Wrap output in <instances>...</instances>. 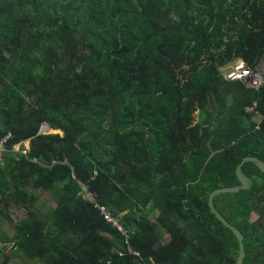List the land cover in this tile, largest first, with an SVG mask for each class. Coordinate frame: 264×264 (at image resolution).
I'll return each instance as SVG.
<instances>
[{
    "label": "trees",
    "instance_id": "1",
    "mask_svg": "<svg viewBox=\"0 0 264 264\" xmlns=\"http://www.w3.org/2000/svg\"><path fill=\"white\" fill-rule=\"evenodd\" d=\"M238 61L264 72V0H0V246L31 264H235L208 197L264 163V83L227 80ZM243 173L213 204L243 264H264V173Z\"/></svg>",
    "mask_w": 264,
    "mask_h": 264
},
{
    "label": "built area",
    "instance_id": "2",
    "mask_svg": "<svg viewBox=\"0 0 264 264\" xmlns=\"http://www.w3.org/2000/svg\"><path fill=\"white\" fill-rule=\"evenodd\" d=\"M225 78L229 81H241L244 83L248 88L251 89H259L264 83V72L263 71H254L244 64L242 65H235L231 68L225 70ZM255 107L253 106L246 109L247 112H251ZM12 140V135L5 136L2 140H0V156L3 157L7 153V145ZM13 152L16 154H21L23 157L28 158L30 153V143H21L16 145L13 149ZM31 163L36 164L37 166L44 168V166L40 165L36 159H31ZM57 163L53 161L51 163V167L55 166ZM89 197V196H88ZM90 198V197H89ZM101 215L103 216L104 221L108 224L112 225L117 232L122 236L124 239V252H117L116 254L119 257L130 255L139 259V255L134 252L130 245H129V237L126 231L118 224L116 220H114L110 214H108L103 208L100 209Z\"/></svg>",
    "mask_w": 264,
    "mask_h": 264
},
{
    "label": "water",
    "instance_id": "3",
    "mask_svg": "<svg viewBox=\"0 0 264 264\" xmlns=\"http://www.w3.org/2000/svg\"><path fill=\"white\" fill-rule=\"evenodd\" d=\"M46 131H49V128L47 126H44L41 129V134H44ZM247 162H254V163H256L258 165V167L261 169V171L264 173V163L259 158L252 157V156L245 157L241 161V163L238 165L237 170H236L237 177L240 180L241 184L238 185V186L224 187V188L216 189L208 197V206H209L210 211L223 224V226H225L230 231H232V233L235 235V237L238 240L239 252H238V256H237V260H236V263L235 264H243V260H244V257H245V247H244L243 236H242V234L240 233V231L238 229H236L234 226H232L231 224H229L224 219V217L216 210V208L214 207V204H213V200L215 199L216 196H218L220 194H224V193H236V192H240L241 190H247V189H249L250 184H249L247 178L245 177V175L243 173V166Z\"/></svg>",
    "mask_w": 264,
    "mask_h": 264
},
{
    "label": "rangeland",
    "instance_id": "4",
    "mask_svg": "<svg viewBox=\"0 0 264 264\" xmlns=\"http://www.w3.org/2000/svg\"><path fill=\"white\" fill-rule=\"evenodd\" d=\"M238 62H239V61H238ZM236 64H237V62L234 63L233 65H231L229 68L235 66ZM240 65H242V64H240ZM263 70H264V66H263ZM44 134H46V135H49V134H58V132H54V131L49 130V131H46ZM39 198H40L41 204L45 207V209H47V211H50L51 209L54 208V206H55V201L51 198V195H49V194L39 195ZM86 198L89 199L88 196H86ZM15 211H16V210L12 209L11 212H10V214H11V216H13V218H17V215H18V214H21L20 212H17V213H16ZM15 214H16V215H15ZM14 215H15V216H14ZM152 216H153V215H152ZM2 230H3V232L5 233V235H8V236L11 237L12 230L10 229L9 226H6L5 224H3V226H2ZM2 230H1V231H2ZM0 236H3V234L1 233ZM0 238H1V237H0ZM7 247L10 248L11 245H9V246H7Z\"/></svg>",
    "mask_w": 264,
    "mask_h": 264
},
{
    "label": "flooded vegetation",
    "instance_id": "5",
    "mask_svg": "<svg viewBox=\"0 0 264 264\" xmlns=\"http://www.w3.org/2000/svg\"><path fill=\"white\" fill-rule=\"evenodd\" d=\"M7 246L8 245L0 246V264H31L30 262H27L20 253L17 252L14 246H11L10 248Z\"/></svg>",
    "mask_w": 264,
    "mask_h": 264
},
{
    "label": "crops",
    "instance_id": "6",
    "mask_svg": "<svg viewBox=\"0 0 264 264\" xmlns=\"http://www.w3.org/2000/svg\"><path fill=\"white\" fill-rule=\"evenodd\" d=\"M238 64L240 65V64H243V63H242L241 61H239V62H237V64H236V65H238Z\"/></svg>",
    "mask_w": 264,
    "mask_h": 264
}]
</instances>
